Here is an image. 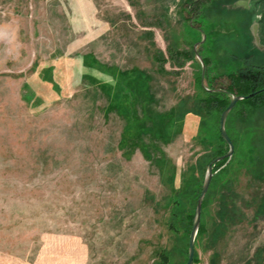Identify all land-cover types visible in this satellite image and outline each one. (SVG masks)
Returning <instances> with one entry per match:
<instances>
[{
	"label": "rangeland",
	"instance_id": "rangeland-1",
	"mask_svg": "<svg viewBox=\"0 0 264 264\" xmlns=\"http://www.w3.org/2000/svg\"><path fill=\"white\" fill-rule=\"evenodd\" d=\"M197 1L199 15L188 0H0V264H156L161 249L185 264L188 236L168 229L160 169L168 161L178 185L194 166L202 183L218 145L219 118L188 111L197 76L207 82L194 44L207 78L235 69L231 51L264 63L256 0L214 12ZM263 123L264 107L227 116L236 144L213 163L194 264L213 250L218 264H264ZM180 202L184 216L195 199ZM218 210L232 219L211 247Z\"/></svg>",
	"mask_w": 264,
	"mask_h": 264
},
{
	"label": "trees",
	"instance_id": "trees-1",
	"mask_svg": "<svg viewBox=\"0 0 264 264\" xmlns=\"http://www.w3.org/2000/svg\"><path fill=\"white\" fill-rule=\"evenodd\" d=\"M194 0H188V3H191L190 6V11L192 13H196V15L200 14L197 11L196 5L199 4L200 1H197L195 3H192ZM211 1V5L209 6L208 9H210V11H215L217 10V6H218V1L220 2V0H210ZM226 1V3L230 0H224ZM223 2V1H222ZM193 4V5H192ZM256 7H260V5H264V0H256L254 2V4ZM207 9V10H208ZM200 11V10H199ZM205 17L206 14L204 13ZM264 19V18H263ZM263 21H261L260 24V29H259V34L260 37L262 38V40L264 41V25L262 24ZM233 42V39H229L226 40ZM225 45V43H223ZM195 52V51H194ZM185 54L184 51H179V50H174L172 52H170V57L174 58L177 57V55L179 54ZM191 53H193L191 51ZM191 53L189 54H185L184 56L188 59L191 58ZM196 54V52H195ZM221 54L224 56V50L221 51ZM227 55V53H225ZM228 55H230L231 58H236L238 60V65L235 67L234 70L229 71L223 75H213L210 78H207L206 73H205V69H207L208 67V63H207V59L206 57H202L205 68H204V74H203V78H206V87L203 86L201 84V76L198 75L197 77L199 78V82H198V86H199V91L197 93V97L194 100V104H191V107H189V112H191L194 115H199L202 118L205 117H214L217 116L219 118L221 111L226 107V105L228 104L229 100H230V94L232 93H236V94H248L250 92L253 91H257L254 95L245 98V99H241L239 101H237L235 103V105L232 107V109L229 111L228 115L234 111L240 103H242L244 106H246L247 108L250 109H258V108H262L264 107V63H257L253 58H254V54L250 53H244V55H240V54H235V51H231L230 53H228ZM154 58L156 59V61H160L159 63H163L164 59L162 57L159 56V52L157 51L156 54L154 55ZM178 63H182L179 62ZM161 65V64H160ZM159 65L158 69H161V66ZM221 77H225L228 81V83L225 86L222 87H216L214 85V82L216 81L217 78H221ZM216 88H221V89H225L226 91H222V90H214ZM263 88L262 90H259ZM184 107L182 106V103L177 105L176 109H175V114L173 116V120L171 122V124L174 125V127L176 126V129H179V127L182 125V122L184 120V112L183 111ZM242 119L246 120L245 118L242 117ZM227 117H226V121H225V129L228 133V135L230 136L233 145L235 146L236 144V139L230 134L228 128H227ZM169 126V125H168ZM167 126V127H168ZM264 126V123H263ZM218 135H217V147L215 148V154L212 156V158H215L223 153H225L228 150V145L226 144L225 140L222 138V136L220 135L219 132V126H218ZM222 144H224L226 146L225 150H222ZM260 153L259 150L257 151L256 154ZM257 155H255L256 157ZM261 158L262 154L259 155ZM227 158H224L222 160H219L217 162V166L221 165L223 162H225ZM172 168L173 166L166 161L165 165L160 169V172L162 174H164L166 176L165 180L167 182L168 185H170L172 194L170 196L167 197L166 201L167 204L169 206V221H168V229L173 232L174 234H177L178 236H180L179 234H184L186 236H189L191 227H192V221H193V216H194V210H195V204H196V200L198 198V195L200 193L201 187H202V183H198L197 182V177L194 174V169L193 167L190 168V170H188V172L186 174H184L183 176L181 175L179 178V183L178 185H176L174 183L175 177L174 174L177 173L176 170L169 169ZM213 181V177L210 180L208 189L204 195L203 201H202V206H201V214L203 211V208L205 207V198L209 192L210 189V185ZM165 182V183H166ZM186 194L188 196L189 199L193 198L195 199V202L193 203L194 205L192 206L193 210L192 211H186V213L184 214V216H182L180 214L181 212V202H180V197L182 194ZM201 214H200V223H199V228H198V232L195 238V243H194V248H196V244L198 242V239L201 238L203 235L208 234L207 232V227L203 225L202 221H201ZM217 219H218V223L215 224L214 221V226L213 229V234H211V243H209V246L212 247V245L217 241L216 238V230L218 229H222L224 226V224L226 223V219L225 217H228L229 220L232 219L230 218V216H224L219 210L217 211ZM215 220V219H214ZM217 222V221H216ZM213 225V223H212ZM188 243V242H187ZM206 246H208L207 241H205ZM215 253V251L213 250L212 254ZM209 256V263L210 264H218V260H217V256L212 255ZM158 255V261L156 262V264H169L170 259H169V255L168 252L164 249H161L157 252ZM196 256V249L194 250V256H193V261L192 264H194L197 261Z\"/></svg>",
	"mask_w": 264,
	"mask_h": 264
},
{
	"label": "water",
	"instance_id": "water-1",
	"mask_svg": "<svg viewBox=\"0 0 264 264\" xmlns=\"http://www.w3.org/2000/svg\"><path fill=\"white\" fill-rule=\"evenodd\" d=\"M237 2L239 3V1H237ZM253 34L255 35V38L259 41L260 37H259L258 25H254ZM196 46H197V43L194 44V50H195L196 55L198 56V58L200 60L201 75L203 76L205 65H204L202 57L196 51ZM262 89L263 88H261L259 90H262ZM214 90L226 91L225 89H221V88H216ZM256 92L257 91H253V92H250L248 94H236V93L230 94V100H229L228 104L220 113V116H219V132H220V135L222 136V138L225 140L226 144L228 145V150L225 153L215 157L213 159V161L208 163V165L206 167L204 177H203L202 187H201L200 193L198 195V198H197L196 204H195L192 227H191V230H190V233L188 236L187 259H186L185 264H192V261H193L194 250H195L194 243H195V238H196L198 228H199V223H200L202 201H203L204 195L208 189V186H209L212 174H213V172H212L213 163L215 161H219V160L224 159V158H229L233 152V148H234L233 142H232L230 136L228 135V133L225 129L226 117H227L229 111L232 109V107L235 105V103L237 101H239L241 99L248 98V97L254 95Z\"/></svg>",
	"mask_w": 264,
	"mask_h": 264
},
{
	"label": "flooded vegetation",
	"instance_id": "flooded-vegetation-1",
	"mask_svg": "<svg viewBox=\"0 0 264 264\" xmlns=\"http://www.w3.org/2000/svg\"><path fill=\"white\" fill-rule=\"evenodd\" d=\"M255 2V1H254ZM253 4V3H252ZM260 7L263 9L264 8V5H260ZM262 24H264V19H263V22Z\"/></svg>",
	"mask_w": 264,
	"mask_h": 264
},
{
	"label": "crops",
	"instance_id": "crops-1",
	"mask_svg": "<svg viewBox=\"0 0 264 264\" xmlns=\"http://www.w3.org/2000/svg\"><path fill=\"white\" fill-rule=\"evenodd\" d=\"M262 18H264V15H263V17Z\"/></svg>",
	"mask_w": 264,
	"mask_h": 264
}]
</instances>
